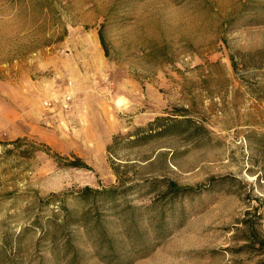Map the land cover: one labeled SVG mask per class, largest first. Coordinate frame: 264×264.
<instances>
[{
    "label": "rangeland",
    "instance_id": "1",
    "mask_svg": "<svg viewBox=\"0 0 264 264\" xmlns=\"http://www.w3.org/2000/svg\"><path fill=\"white\" fill-rule=\"evenodd\" d=\"M112 162L129 183L195 189L175 209L144 186L100 205L118 241L131 209L151 237L166 207L164 236L124 246L123 263L262 264L240 220L264 236V0H0V264H66L42 200L118 186ZM71 231L80 264H109Z\"/></svg>",
    "mask_w": 264,
    "mask_h": 264
},
{
    "label": "trees",
    "instance_id": "2",
    "mask_svg": "<svg viewBox=\"0 0 264 264\" xmlns=\"http://www.w3.org/2000/svg\"><path fill=\"white\" fill-rule=\"evenodd\" d=\"M99 39L104 48L106 55L108 54V46L106 43L103 25L100 27ZM150 123L147 127H138L134 131L136 135L135 141L140 140L139 132L147 130L153 126ZM118 137H114L112 143L108 145V151L111 153L117 143ZM70 167L89 168L80 158L67 162ZM118 180V186L94 188L89 185L83 186L79 189L66 192H52L44 200L43 204H54L55 208L52 212V218L49 221V228L44 229V235L49 241L50 252L57 260L62 258L66 264H80L78 261L79 250L72 243V226L84 229L88 234L89 239L93 242L96 254L109 264H129L123 263L121 251L124 246H127L131 251L143 249L150 244L151 238L163 237L168 222L166 220V207L159 206L158 212L150 217L151 226L148 231L151 232V237L144 234L143 229L138 225L135 209H131L128 214L125 225L123 226L121 241L113 238L112 234L105 228L102 220V213L100 212V205H105L106 202H114L113 207L116 206V200L123 196L125 192L133 189H140L144 187H152L155 189H164L162 196L164 199H169L168 205L175 209L171 201L182 198L186 194H192L195 189L189 186H180L177 182L170 179H162L159 181H151L143 185V183L133 182L129 183L123 174L118 171V165L112 162ZM210 189V188H209ZM201 193V191H197ZM171 198V200H170ZM68 199L80 200L84 206L75 212L67 206ZM259 199V198H258ZM155 208V207H154ZM264 213L258 214L259 218H263ZM36 225H41L39 217L33 220ZM240 223L244 225L246 231L245 246L252 249H257L261 254H264V236L259 232L255 222H249L248 219L242 218ZM42 240V237H41ZM8 242H6L7 245ZM264 264V260L262 261Z\"/></svg>",
    "mask_w": 264,
    "mask_h": 264
},
{
    "label": "built area",
    "instance_id": "3",
    "mask_svg": "<svg viewBox=\"0 0 264 264\" xmlns=\"http://www.w3.org/2000/svg\"><path fill=\"white\" fill-rule=\"evenodd\" d=\"M72 98V94H71V90H66L64 93H63V96H62V104L64 106H67V103L69 102V100Z\"/></svg>",
    "mask_w": 264,
    "mask_h": 264
}]
</instances>
